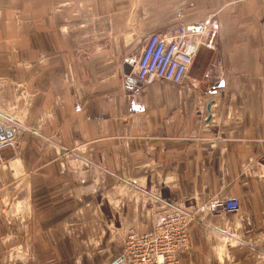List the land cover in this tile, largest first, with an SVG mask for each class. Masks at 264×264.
<instances>
[{"label":"crops","instance_id":"crops-1","mask_svg":"<svg viewBox=\"0 0 264 264\" xmlns=\"http://www.w3.org/2000/svg\"><path fill=\"white\" fill-rule=\"evenodd\" d=\"M208 16L216 46L201 47L184 86L137 81L132 60L144 35ZM0 67L30 81L7 93L25 97L9 104L29 129L25 160L40 161L36 171H17L16 159V170L0 171V182L24 181L17 196L0 190V264H116L113 225L124 239L128 227L153 230L166 203L202 213L232 195L241 215L227 225L205 212L181 264H232L240 241L264 255L248 243L264 246V0H0ZM57 145L100 168L69 171ZM49 176L56 183L36 182Z\"/></svg>","mask_w":264,"mask_h":264},{"label":"built area","instance_id":"built-area-1","mask_svg":"<svg viewBox=\"0 0 264 264\" xmlns=\"http://www.w3.org/2000/svg\"><path fill=\"white\" fill-rule=\"evenodd\" d=\"M212 32L211 19H203L164 34L144 35L132 60L137 81L147 84L158 80L183 85L201 47L212 49L215 46L210 38ZM13 130L0 124V149L15 147L17 134ZM14 190L10 188L9 192ZM241 208L239 196L217 197L209 202L207 211L219 216L239 213ZM194 219L195 215L175 209L153 230L130 234L120 264H181V255L190 248L187 231Z\"/></svg>","mask_w":264,"mask_h":264},{"label":"rangeland","instance_id":"rangeland-1","mask_svg":"<svg viewBox=\"0 0 264 264\" xmlns=\"http://www.w3.org/2000/svg\"><path fill=\"white\" fill-rule=\"evenodd\" d=\"M205 18L206 19H211V26H212L213 20H214V16H208V17H205ZM212 31L213 32L211 33L212 35H211L210 38H212V41L215 43V46H216V43H217V40H218V36H217V33L215 32V30L213 28H212ZM214 47H212V49ZM206 48L210 49L208 47H206ZM132 64H133V62H132ZM132 66H133L132 67L133 68V72L135 73L134 64ZM24 68H25V66L22 63L20 65V69L19 70L23 71ZM35 69H36V71H38V66ZM12 71H17V70L14 69V68H3V67H0V124L5 125L6 127L10 128L12 130L14 129L13 131L17 134V138L15 139V147H6L5 150L0 149V171H14V170H16L17 167L12 168L11 170H9V168H8L9 164L12 162L13 159H16L18 161V163L20 164V169L17 170V171H36L38 169V167H39L38 165L40 164V161L37 160L36 162H34V160H36V158L29 159V160L26 159L25 160L24 155H26L27 153L25 152V154H24V152H22V149H21L22 148L21 147V143H20V141H21V132L24 133L27 130H29L24 124L25 122H24V119H23V113H22V111L20 113H18V114L13 112V110H11L12 109L11 105L9 104L11 102L12 103L18 102V104H21V102H23V104H24L25 97L22 94H17L16 97L11 98L8 95V93H7V87L9 85L11 87H13V88L24 89L27 86V84L29 86L30 81L25 80V79L23 80L22 78H21V80L16 79V81L11 79V77H13ZM184 85H181V86H184ZM190 85H192L194 87L198 86L197 83H194V82H192V83L190 82L186 86H190ZM170 86L176 87L178 85L170 84ZM26 105H27V103H26ZM39 148L40 147L38 146L37 150H36L38 152V154H37L38 157H40L39 156L40 155ZM57 148H59V151L56 154V159H58V160L59 159L60 160L64 159V160H61L59 163H60L61 166L67 167L69 171H82V170H84L83 168H85L84 166H86V167H88V166H90V167H92V166L99 167L97 164H94V162L92 160L86 159L84 157L82 158L75 151H71L70 149H66V148L62 150L58 145H57ZM41 151H42V148H41ZM45 152L46 151H42L43 157L45 155ZM67 154L72 155V158L66 159ZM51 162L54 163V162H57V161L55 160V161H51ZM34 177L36 178V176H34ZM41 179H42V183H46V182L49 183V184L56 183V177L55 176H49V178L39 177L36 182H38V180L41 182ZM72 180H73V178L71 176H68L65 179V182L69 184V183L72 182ZM9 181L10 182H6V181H1L0 182V183H2V185L0 186L1 193L5 194L6 196H8V195L17 196L19 194V189H20L21 185L24 183V181L20 182L18 179H15L13 181L10 179ZM11 182H12V184H11ZM10 188H15L14 192H9ZM232 196H237V195H232ZM229 197H231V196H229ZM215 198H217V197H215ZM225 198H227V197H225ZM209 202H208V204H209ZM208 204H207V206H208ZM166 205H167L168 210H166L165 217L162 219L163 221L175 209H176V212L181 211V212L189 213L192 216L193 215L196 216V219H194V221H192L189 224V227H188V231L187 232H188L189 241H190V233H189L190 226L193 223H195V222H198V223H201V224L204 225L205 221H203L202 218L204 217L205 212L211 217H221L222 218V222H224L227 225L235 223V215L237 217H239L241 215V212H239V213H236V214H231L230 213V214H223V215L215 216V215H211L207 211V207H206V209H204L202 211V213H200L199 210H194V211H189L188 210L187 211V209L179 207V206H170L169 207V205L167 203H166ZM75 228H76V225H70V224L65 225V230H67V232L76 231L77 228L76 229ZM128 228H129L128 229V234H127V236L124 239H122V236H121L122 232L119 229H117V226H115V225L112 226V232H108L107 233V237L111 238L112 241H113L112 244H116L117 245V246H114V245L112 246V251L115 252V251H117V249L121 248V252H122L121 253V258L123 257V255L125 253V248H126L125 243H126V240H128L129 235L132 234V233L139 232V231H137V230H135V229H133L131 227H128ZM73 234L77 235V236H80L81 233L74 232ZM94 235H95L94 241H93L94 246L97 249H100L102 247V245H103L102 241H103L104 236H105L102 225H96ZM240 242H244L241 247L234 248L232 250L233 254H230V252H229L227 257L225 256L229 263L233 262L232 264H264V255L260 253L262 249L261 250L257 249V250H260V252H258V251H255L252 246L246 245L247 241H240ZM251 242L252 243H250V242H248V243L249 244H256L257 248L258 247L264 248L263 240L256 239V240L251 241ZM222 243L223 244L225 243L224 245H226L227 247L231 248L232 245L235 246V239L234 240H228L227 242H225V240H223ZM190 246H191V242H190ZM224 253H227V250H224ZM232 255H233V257L231 258ZM181 257H182V255H181ZM181 257H180V263H181ZM50 258H53V260H54L56 257H50L49 256V259ZM85 258H86L87 262L92 263L91 262L92 261L91 257H85ZM120 259H117V261H116L117 263L116 264H120V262H122V261H120Z\"/></svg>","mask_w":264,"mask_h":264},{"label":"bare ground","instance_id":"bare-ground-1","mask_svg":"<svg viewBox=\"0 0 264 264\" xmlns=\"http://www.w3.org/2000/svg\"><path fill=\"white\" fill-rule=\"evenodd\" d=\"M240 198V197H239ZM242 203V202H241ZM241 210H242V208H241ZM122 259V261H123V257L121 258Z\"/></svg>","mask_w":264,"mask_h":264},{"label":"water","instance_id":"water-1","mask_svg":"<svg viewBox=\"0 0 264 264\" xmlns=\"http://www.w3.org/2000/svg\"><path fill=\"white\" fill-rule=\"evenodd\" d=\"M120 261H122V259H120ZM120 261H119V262H120ZM119 262H118V263H119Z\"/></svg>","mask_w":264,"mask_h":264}]
</instances>
